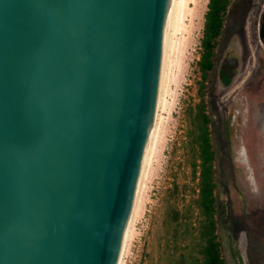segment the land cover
I'll list each match as a JSON object with an SVG mask.
<instances>
[{
  "label": "water",
  "instance_id": "obj_1",
  "mask_svg": "<svg viewBox=\"0 0 264 264\" xmlns=\"http://www.w3.org/2000/svg\"><path fill=\"white\" fill-rule=\"evenodd\" d=\"M172 4L0 0V264H120Z\"/></svg>",
  "mask_w": 264,
  "mask_h": 264
},
{
  "label": "rangeland",
  "instance_id": "obj_2",
  "mask_svg": "<svg viewBox=\"0 0 264 264\" xmlns=\"http://www.w3.org/2000/svg\"><path fill=\"white\" fill-rule=\"evenodd\" d=\"M209 0H188L174 59L177 66L147 168L131 236L122 264H169L165 218L168 204L183 209L197 189L186 149L187 109L199 101L201 53ZM264 0H232L220 38L216 67L207 87L211 132L217 153L218 234L226 264H264ZM184 24V25H183ZM238 67L231 84L220 70L229 51ZM178 186L176 192L173 190ZM175 193L174 195H172Z\"/></svg>",
  "mask_w": 264,
  "mask_h": 264
},
{
  "label": "trees",
  "instance_id": "obj_3",
  "mask_svg": "<svg viewBox=\"0 0 264 264\" xmlns=\"http://www.w3.org/2000/svg\"><path fill=\"white\" fill-rule=\"evenodd\" d=\"M232 0H209L205 14L201 53L198 61L201 79L198 86L199 101L187 109L189 127L186 149L193 178L197 180L195 195L183 209L170 202L166 211L165 227L169 264H226L218 234V206L216 196L217 153L211 132L212 117L207 104V87L216 67L220 38ZM236 51H229L220 70L221 81L232 83L238 67ZM178 186L173 190L176 192ZM173 193L172 195H174ZM232 252L239 264H244L238 242L232 240Z\"/></svg>",
  "mask_w": 264,
  "mask_h": 264
},
{
  "label": "bare ground",
  "instance_id": "obj_4",
  "mask_svg": "<svg viewBox=\"0 0 264 264\" xmlns=\"http://www.w3.org/2000/svg\"><path fill=\"white\" fill-rule=\"evenodd\" d=\"M187 6H188V0H173L167 48H166V56H165V63H164V70H163V78H162V85H161L158 109H157V114H156V120H155V124L153 128L151 141H150V145H149V149H148V153H147V157L145 161V166H144V170H143V174H142V178H141V182H140V186H139V190L137 194V199H136V203H135V207H134V211H133V215H132V219H131V223H130V227H129V231L127 235V240L125 243V247L123 250L120 264H122L123 257H124V254L127 249L128 242L131 236L132 227H133V223L135 220L136 211L138 207V202L140 199V194L143 188L144 179L147 174V168L150 163V159L152 158V153L155 148V142L157 141L156 137H157V133L159 129V124L161 123V120L164 117L160 113V111L166 109L165 104H166L167 96L169 94V86L173 80L172 73H173L174 67L177 66V61L174 59V54H175V51L177 50L178 42L175 37L178 34V32H180L181 30L182 23L186 15Z\"/></svg>",
  "mask_w": 264,
  "mask_h": 264
}]
</instances>
